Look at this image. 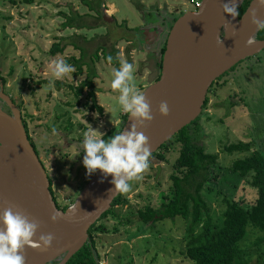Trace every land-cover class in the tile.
Listing matches in <instances>:
<instances>
[{
	"label": "rangeland",
	"instance_id": "1",
	"mask_svg": "<svg viewBox=\"0 0 264 264\" xmlns=\"http://www.w3.org/2000/svg\"><path fill=\"white\" fill-rule=\"evenodd\" d=\"M23 1L0 0V82L5 83L6 94L15 100L29 126L30 137L49 173L58 204L71 205L93 177L83 165L85 154L74 143L83 142L90 125L104 135L115 122L120 121L116 127L119 129L124 122L118 104L120 93L111 88L116 68L105 62L103 51L98 52L100 59L95 60V52L101 47L106 52L119 50L121 60L133 63L136 84L144 92L150 83V57L146 53L163 47L174 23L167 16L168 10L178 7L183 13L193 8L190 0H95L104 4L96 15L82 0ZM142 3L148 8L145 16L136 7ZM112 5L117 12L112 22H106L104 14L112 15ZM72 11L84 16L83 20L76 18L75 23L89 28L64 27L67 17L61 14L76 17ZM163 20L169 27L160 25L157 32L152 29ZM148 32L154 33V41L148 38ZM59 42H63V50L51 53L53 44ZM61 58L76 71L58 80L52 76L50 64ZM93 68L99 73L94 85L105 108L102 115L91 109L88 88L79 98L75 92ZM140 75L144 77L143 89ZM208 98L199 125L191 132L194 136L195 131L199 132L196 137L209 153L219 154L217 165L211 169L213 191L204 190L202 195L211 207L215 222L220 224L226 208L225 198L255 201L251 179L239 178L230 171L234 161L248 154H228L224 148L242 141L264 153V50L225 74ZM69 122L73 128L68 126ZM180 148L179 143L173 142L161 152L163 159H150L143 179L131 182L128 199L98 222L93 238L99 262L194 264L185 256L188 221L176 217L146 226L138 217L139 209L161 204V195L172 184L170 177ZM260 234L248 226L242 246L250 245ZM250 264H264V255L255 254Z\"/></svg>",
	"mask_w": 264,
	"mask_h": 264
},
{
	"label": "water",
	"instance_id": "2",
	"mask_svg": "<svg viewBox=\"0 0 264 264\" xmlns=\"http://www.w3.org/2000/svg\"><path fill=\"white\" fill-rule=\"evenodd\" d=\"M225 2L201 0L197 11L183 12L169 30L160 78L151 68L150 84L144 90L154 119L146 128L138 129L149 138L152 155L201 116L209 90L219 78L264 50V40L257 39L259 31L251 23L253 9L258 18L264 19V8H258L252 0L241 18H233L223 13ZM243 2L237 0L238 10ZM104 20L114 19L104 16ZM249 38L254 41L251 45L247 43ZM0 100L11 111L0 106V212L16 205L39 223L37 238L40 234L54 235L52 247L47 250L25 247L26 264H51L62 255L65 257L58 264H67L86 245L89 230L121 193L114 192L112 176L105 177L97 170L76 200L66 210L60 209L21 110L2 84ZM164 101L169 106L166 117L158 111ZM130 124L128 115L121 130L129 129ZM76 203L73 212L70 209ZM54 212L62 214L55 223L50 219Z\"/></svg>",
	"mask_w": 264,
	"mask_h": 264
},
{
	"label": "trees",
	"instance_id": "3",
	"mask_svg": "<svg viewBox=\"0 0 264 264\" xmlns=\"http://www.w3.org/2000/svg\"><path fill=\"white\" fill-rule=\"evenodd\" d=\"M82 1L88 10L95 12L96 15L100 14L102 5L104 6L102 1L99 4L95 0ZM251 1L244 0L241 4L239 18L245 13ZM23 2L33 3V0H24ZM136 7L145 16L147 13L145 7L141 4H137ZM72 13L76 17L68 16L66 13L61 14L67 17L66 22L63 24L64 27L89 28L82 23H75L77 21L76 18L83 20L84 16L82 14L74 11ZM257 39L264 40V31L258 32ZM166 42L167 40L161 49V60L158 64L160 70L162 69V55L166 50ZM62 43H54L51 53L62 51L64 48ZM100 51L105 52L104 60L107 64H109L107 57L111 55L113 57L111 65L116 69L120 67L119 50L114 49L111 52H106V48H98L94 54L95 60L100 59L98 53ZM97 76L98 74L93 68L89 78L79 88L75 89V92L79 98L85 88H88L90 90L88 94L89 100L92 101L91 109H96L102 115L104 108L97 104L94 85V79ZM159 78L160 73L158 75ZM222 78L223 76L213 84L209 93ZM1 81L3 82V80ZM208 103L209 98L207 96L203 110L206 109ZM8 112H11L10 109ZM203 114L204 112H202L201 116ZM127 116L128 114L124 115L123 124ZM201 116L181 130L173 139L164 144L158 152L150 157V159L156 157L163 159L164 156L161 152L168 149L171 143L176 142L181 145L179 156L173 165L174 172L170 177L172 184L168 191L161 195V204L158 207L147 206L139 209L138 217L146 226H154L158 221L174 219L176 217H182L188 221V241L185 256L194 264H250L255 254L264 255V153L255 150L250 143L242 141L230 144L224 148V151L228 154H248L244 158L234 161L230 167V171L239 178H250V186L256 191V195L253 203H248L246 200L237 201L233 198H225L226 208L222 213V223L217 224L212 215L211 207L205 201L202 193L204 190L208 192L213 191L210 188V181L213 176L211 169L217 165L219 154L209 153L203 142L199 140V137H196V134L198 136L199 132L195 131V136L191 132V129L199 125ZM122 127L123 125L121 129ZM121 129H111L104 139L114 137L116 132ZM33 146L35 147L34 144ZM128 194L129 192L121 193L114 200L111 209L102 216L101 220L109 216L116 206L126 201ZM151 223L152 225H150ZM248 226H252L255 231H259L261 234L253 243L244 248L241 243L248 234ZM97 228L99 226H93L89 230V239L86 245L67 264H100V260L96 256V246L93 238L94 231ZM64 257L65 255H62L52 261L51 264L60 263Z\"/></svg>",
	"mask_w": 264,
	"mask_h": 264
},
{
	"label": "clouds",
	"instance_id": "4",
	"mask_svg": "<svg viewBox=\"0 0 264 264\" xmlns=\"http://www.w3.org/2000/svg\"><path fill=\"white\" fill-rule=\"evenodd\" d=\"M258 8H264V0H256ZM237 0H227L222 4L223 13L233 18L240 15ZM251 23L257 31H264V19L257 17L256 10L251 12ZM222 44V41H218ZM249 45L254 41L249 38ZM109 64L113 57H107ZM51 74L55 79H63L76 71L64 59L54 60L50 64ZM134 65L126 60L120 61V67L113 70L111 88L118 90V104L122 111L129 115L131 124L127 130H119L114 137L103 139V134L94 130L91 125L84 133L83 165L88 175L99 170L105 177L112 176L111 183L114 192L127 193L131 190V181L143 179L144 173L149 170L152 150L149 138L140 128H146L152 122V108L145 93L137 87L134 77ZM161 116L169 115V106L166 101L161 102L158 108ZM53 134L56 129H52ZM77 203L72 206L75 211ZM62 218L60 212H54L50 219L53 223ZM0 264H26L25 247L47 250L52 247L54 235L40 234L37 238L39 223L30 219L29 214L16 205H10L0 212ZM101 264H104L101 261Z\"/></svg>",
	"mask_w": 264,
	"mask_h": 264
},
{
	"label": "flooded vegetation",
	"instance_id": "5",
	"mask_svg": "<svg viewBox=\"0 0 264 264\" xmlns=\"http://www.w3.org/2000/svg\"><path fill=\"white\" fill-rule=\"evenodd\" d=\"M168 15V18L171 20V21H173L174 22V20H175V18L176 17H178V16H180L181 14H182V10L181 9H179L178 7L177 8H175L173 11H168V13H167ZM159 22V21H158ZM156 25H155V27L154 26H152V29L153 30H155L156 32L158 31V27L160 26V25H163V27L165 28H167V27H169V25H168V23H166V20H163V21H161V22H159V24L158 23H155ZM170 30V29H169ZM169 30H168V32L167 33H169ZM147 35H148V38L150 39V40H152L151 38H154V40L156 39V36L152 33V34H150V32H148L147 33ZM153 40V41H154ZM160 49H162V46L161 47H158L157 48V52H151V53H149L150 54V56L152 57V55H155V56H157V55H161V50ZM145 52V51H144ZM149 56V57H150ZM150 57V58H151ZM153 58V57H152ZM149 69H150V74H151V68L152 69H154V71H156L157 72V74H159L160 72H161V70H160V68H159V62H160V60L158 61V62H155V61H153V59H149ZM149 74V75H150ZM12 98V97H11ZM13 99V98H12ZM14 102H15V100H14ZM16 103V102H15ZM17 105V104H16ZM0 106H1V108L4 110V111H6V112H8V110H9V108H8V106L6 105V103H4L3 101H1L0 100ZM8 113H11V112H8ZM22 113V112H21ZM24 124L26 125L25 126V128H26V131H27V133H28V136H29V139H30V141L32 142V144H34V142L32 141V139H31V137H30V133H29V126H28V124H27V122H26V120H25V118H24ZM68 126L69 127H71V128H73V124L71 123V122H69V124H68ZM110 131V130H109ZM108 134V132H105V134L103 135V139H104V137L106 136ZM110 137H108V139H109ZM105 140H107V139H105ZM82 141V140H81ZM80 140L79 141H77V142H75L74 144H76L75 146L78 148V150L80 151V153H84V151H83V147L81 146V145H83V142H81ZM35 145V144H34ZM35 149H36V151L38 152V150H37V148H36V146L34 147ZM38 154V153H37ZM85 154V153H84ZM39 155V154H38ZM40 160H41V158H40ZM41 162H42V164H43V161L41 160ZM44 165V164H43ZM44 168H45V165H44ZM46 169V168H45ZM46 172H47V174H48V176H49V173H48V171H47V169H46ZM50 178V177H49ZM51 190H52V193H53V195H55L54 194V192H53V188H52V182H51ZM54 199H55V201H56V203H57V205H58V207L60 208V209H63V210H66L67 209V207H69L70 205H66V206H61V205H59L58 204V202H57V200H56V197L54 196Z\"/></svg>",
	"mask_w": 264,
	"mask_h": 264
},
{
	"label": "crops",
	"instance_id": "6",
	"mask_svg": "<svg viewBox=\"0 0 264 264\" xmlns=\"http://www.w3.org/2000/svg\"><path fill=\"white\" fill-rule=\"evenodd\" d=\"M143 5H144V3H142ZM145 6V5H144ZM146 7V6H145ZM161 6H159V8H160ZM172 7H176V5L175 6H173L172 5ZM112 11H111V13H112V15L111 16H109V17H112L113 19H114V14H115V12H117V10L115 9V7L112 5ZM147 7H146V11H147ZM168 11H170V10H168ZM146 25V24H145ZM152 40H154V38H151ZM161 50V49H160ZM146 53V52H145ZM146 55L149 57L150 56V54L149 53H146ZM151 57V56H150ZM153 57V58H152ZM152 57L150 58V59H153V61H155V62H158L159 60H161V55L159 56V55H157V56H155V55H152ZM149 71H150V69H149ZM150 73V72H149ZM98 75H99V73H98ZM137 77H138V74L136 75ZM142 76V77H141ZM151 76V75H150ZM140 82H141V88L143 89V87L145 86V84L143 83L144 82V77H143V75H140ZM150 84V83H149ZM138 88H139V86H137ZM140 89V88H139ZM98 91H96V97H97V104H98V106H100V107H102V108H104V106H103V104H101V102H99V95H98ZM104 114H105V108H104ZM123 115H122V118L124 117V115H126V113H122ZM102 121V120H101ZM100 121V122H101ZM120 125V121H118V122H115V126L114 127H111V129H113V128H116L117 126H119ZM110 129V130H111Z\"/></svg>",
	"mask_w": 264,
	"mask_h": 264
},
{
	"label": "built area",
	"instance_id": "7",
	"mask_svg": "<svg viewBox=\"0 0 264 264\" xmlns=\"http://www.w3.org/2000/svg\"><path fill=\"white\" fill-rule=\"evenodd\" d=\"M190 4L193 8V10H191V11H197L198 8L201 6V0H190ZM100 264H101V262H100Z\"/></svg>",
	"mask_w": 264,
	"mask_h": 264
}]
</instances>
